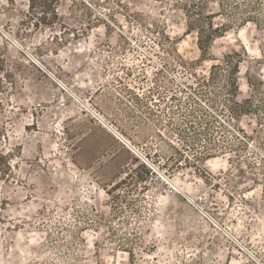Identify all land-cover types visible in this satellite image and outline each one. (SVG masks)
<instances>
[{"label": "rangeland", "instance_id": "obj_1", "mask_svg": "<svg viewBox=\"0 0 264 264\" xmlns=\"http://www.w3.org/2000/svg\"><path fill=\"white\" fill-rule=\"evenodd\" d=\"M216 1L202 56L180 0H0V264H264V0ZM228 55L250 108L185 143Z\"/></svg>", "mask_w": 264, "mask_h": 264}, {"label": "trees", "instance_id": "obj_2", "mask_svg": "<svg viewBox=\"0 0 264 264\" xmlns=\"http://www.w3.org/2000/svg\"><path fill=\"white\" fill-rule=\"evenodd\" d=\"M209 1L180 0V2L175 4V9L179 10L184 17L187 33L196 32L197 47L202 56L209 50L214 38L227 27L224 25L214 27L210 20L213 14H204L203 10ZM216 2L218 7L223 10V0H217ZM207 20L210 21L205 23ZM229 58V55L223 58V62L227 60L225 61L227 63L225 65L231 64L228 61ZM222 66V62L220 64H212L207 76H194V87L189 86L191 96H188L184 109L179 110L181 122L178 124L179 128H177V130L182 128L179 131V135L185 143L186 141L195 142L198 136L203 137V139H209L208 135L212 125V116L209 111L216 108L218 104L223 106L224 111L229 114L231 120H237L241 115L246 114L250 108L249 100L243 103H239L237 100V83L235 78L237 67L235 65L231 64L227 78L224 79L225 81L220 88H217L219 83V75L217 73L222 70ZM197 102H202L206 110H203ZM197 112L200 113V117L195 116ZM197 119L200 120L197 122ZM197 126L200 127L198 128ZM210 150L211 148L204 147V152H201L200 159L209 156L210 152L208 151Z\"/></svg>", "mask_w": 264, "mask_h": 264}]
</instances>
